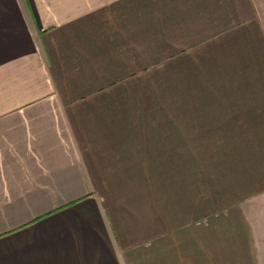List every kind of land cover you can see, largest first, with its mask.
I'll list each match as a JSON object with an SVG mask.
<instances>
[{"label": "crops", "instance_id": "1", "mask_svg": "<svg viewBox=\"0 0 264 264\" xmlns=\"http://www.w3.org/2000/svg\"><path fill=\"white\" fill-rule=\"evenodd\" d=\"M0 264H264V0H0Z\"/></svg>", "mask_w": 264, "mask_h": 264}]
</instances>
